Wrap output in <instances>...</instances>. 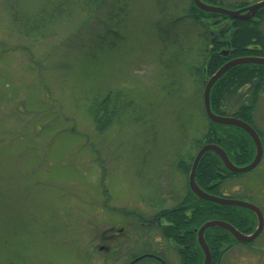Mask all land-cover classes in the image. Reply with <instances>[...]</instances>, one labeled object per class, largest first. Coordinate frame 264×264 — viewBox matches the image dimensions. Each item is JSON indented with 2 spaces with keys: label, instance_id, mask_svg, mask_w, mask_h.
<instances>
[{
  "label": "rangeland",
  "instance_id": "1",
  "mask_svg": "<svg viewBox=\"0 0 264 264\" xmlns=\"http://www.w3.org/2000/svg\"><path fill=\"white\" fill-rule=\"evenodd\" d=\"M41 3L0 0V264H124L132 241L105 239L109 226L122 211L189 188L190 168L176 166L207 123L205 30L183 14L189 0H128L118 23L108 7L88 17L75 1L43 33L14 23L13 9L31 13ZM173 10L178 17H165ZM262 88L252 120L264 137ZM109 92L127 112L98 132L92 106ZM238 92L228 111L248 104ZM240 179L245 190L234 176L220 192L260 204L264 158ZM121 241L117 256L99 249ZM235 249L222 264H235Z\"/></svg>",
  "mask_w": 264,
  "mask_h": 264
},
{
  "label": "flooded vegetation",
  "instance_id": "2",
  "mask_svg": "<svg viewBox=\"0 0 264 264\" xmlns=\"http://www.w3.org/2000/svg\"><path fill=\"white\" fill-rule=\"evenodd\" d=\"M201 1L211 6L229 10H240L264 0ZM227 5H233V8H228ZM245 13L246 11H243L241 14ZM199 22L205 30L203 31V40L206 53H219L227 56L234 53L238 48L246 51L264 53V6L258 8L252 16L247 18L208 12V14L200 16ZM243 28L248 29L247 36L249 39L238 43L239 32ZM239 96L241 97L242 95ZM245 122L250 124L257 132L262 145V155L257 166L252 169L254 170L262 163V159L264 158V137L253 123V120L251 121L252 123ZM252 144L254 145L253 141ZM238 153L241 154V151ZM254 156L255 145L254 153H251L249 162L237 166L242 167L247 165L253 160ZM247 172L236 173V188L239 190H245L240 178L244 177ZM260 196V204L236 198L254 205L258 209L259 215L245 207L236 206V225L229 223L240 234L253 236L261 221L260 228L252 239L241 241L235 238L228 230L221 227L218 228L224 229L226 232L218 229L214 230L212 229L213 227H209L212 229L211 231H208L209 228L204 230L203 237L210 253L209 264H222L224 254L233 247L234 249L236 248L235 264H264V194ZM157 197V200L155 202L153 201L151 205L140 203L141 205L135 206V209L132 208L131 210L122 211L123 213L121 214L124 215L120 217V219L122 218L120 223L110 225L109 229L105 231L104 238L114 242L116 239L114 236L122 233L127 239L132 241L125 246L126 254H124V264H194V261L197 264L199 261L201 262L200 264H203L205 254L198 242V231L206 221L198 226L192 222L193 211L195 209L192 204V197L187 189L177 192L169 191L166 195ZM227 239L229 241L224 243ZM209 242L216 245H225L214 252L210 248ZM111 245L113 244L100 246L99 249H110L109 255L117 256L119 249L124 247V242L121 241L117 245Z\"/></svg>",
  "mask_w": 264,
  "mask_h": 264
},
{
  "label": "trees",
  "instance_id": "3",
  "mask_svg": "<svg viewBox=\"0 0 264 264\" xmlns=\"http://www.w3.org/2000/svg\"><path fill=\"white\" fill-rule=\"evenodd\" d=\"M75 1H79L81 3L80 9H85L88 17L98 15L99 12L104 11V7H108L109 9L106 10L107 14H105V16H108V20H114V23H118L115 18L126 15L127 7L129 6L127 3L128 0H42L39 9L35 12H24L22 14L13 9L12 18L14 23L25 28L28 33H43L46 25L53 23L56 18L63 14V12L71 9L69 6L71 4L73 5ZM157 1L164 7H167L169 2H175V0ZM114 10L116 11L114 12ZM175 12L176 10H173L168 15H165V17H178V15H174ZM183 14L191 16L194 20L199 21L200 16H204L208 14V12L200 10L194 5L192 0H189V5L183 9ZM18 19H20V21H18ZM247 35L248 29H241L237 39L238 43L248 40L249 37ZM243 56H264V53L246 51L242 48L236 49L234 53L227 56H223L219 53L207 52L201 62V69L202 71L204 70L203 76L209 77L228 59ZM205 81V79L202 80L203 87ZM263 84L264 65L254 63L236 65L224 73L212 86L210 90V107L212 111L219 115H227L225 114L226 111H228L226 103L231 101L235 94L237 96L239 93L238 91L243 88L245 89V92L249 94L248 104L242 103L234 111L228 112H231L232 116L239 117L249 123H252V113L258 100L259 92L263 89ZM121 98L122 95H115L112 94V92H109L106 93L103 100L96 106H92V110H94L92 116L94 121L93 123L98 132H102L107 129L115 119L121 120L123 118L121 113L124 112L126 115L127 107H125L126 105L124 107L120 105V102L122 101L120 100ZM142 115L145 117L147 114L144 112ZM126 118H130V115ZM206 143H214L222 147L230 161L235 165H242L249 162L251 153H254V145L245 131L235 126L211 122L207 118V123L201 136L193 140V145L195 147L194 154L189 157L186 164L178 161L176 166L177 171L183 174L186 173V171L190 168L194 155L198 149ZM239 151H241V154L238 153ZM234 176H236V173H232L227 170L220 158L214 152L209 151L202 155L197 164L195 182L200 188L212 193L213 195L228 197L224 196L220 192V189L226 180ZM187 191L192 197V204L195 209L193 211L192 218V222L194 224L198 226L208 220H222L236 225V206L221 205L208 200L200 199L189 188ZM212 229H218L222 232L225 231L224 229L218 227H213ZM212 229L209 228L208 231H211ZM228 241L229 240L227 239L224 243ZM209 243L210 248L214 252L225 245H216L211 242ZM193 263L195 264L196 261ZM200 263L201 262L199 261L198 264Z\"/></svg>",
  "mask_w": 264,
  "mask_h": 264
},
{
  "label": "water",
  "instance_id": "4",
  "mask_svg": "<svg viewBox=\"0 0 264 264\" xmlns=\"http://www.w3.org/2000/svg\"><path fill=\"white\" fill-rule=\"evenodd\" d=\"M192 1L197 8H199L200 10H203V11L225 14V15L232 16V17H238L239 16V17H246V18L252 16L258 8L264 6V1H261V2H258L257 4L248 6L244 9L229 10V9H225L222 7L208 5L204 2H202L201 0H192ZM243 11H246V13L241 14ZM246 63H254V64L264 65V56L236 57L234 59H231V60L225 62L205 82L204 87H203V91H202V105H203V109H204V112H205L207 118L211 122L223 124V125L235 126V127H238L240 129L244 130L250 136L252 141L254 142L255 156H254L253 160L250 163H248L247 165L242 166V167L237 166L230 161V159L226 155L225 151L221 147H219L216 144L206 143L198 149V151L196 152V154L192 160L190 171L188 174V186H189L190 190L200 199L208 200V201H211V202H214L217 204H221V205H232V206L245 207L247 209L254 211L257 215H259L258 209L254 205L247 203V202H244V201H241V200H238V199L216 196V195L210 194V193L204 191L203 189H201L197 185V183L195 182L196 167H197V164H198L200 158L202 157V155L205 152H209V151L214 152L220 158L224 167L232 173H242V172L250 171L253 168H255L257 166V164L259 163V160H260L261 155H262V145H261L260 138H259L257 132L254 130V128L250 124L246 123L245 121H243L239 118H236L233 116L219 115L217 113H214L210 107V90H211L212 86L214 85V83L224 73H226L230 68H232L236 65L246 64ZM260 225H261V221L258 225V229L256 230L255 234H253V236L252 235L246 236V235L240 234V232H238L228 222H225L222 220L206 221L200 227V229L198 231V242L200 243V245L204 251V254H205L203 264H209L210 263V253H209L207 244H206L204 237H203V232L205 229H207L209 227H221V228L228 230L235 238L240 239L241 241H248V240L252 239L257 234V232L260 228Z\"/></svg>",
  "mask_w": 264,
  "mask_h": 264
}]
</instances>
